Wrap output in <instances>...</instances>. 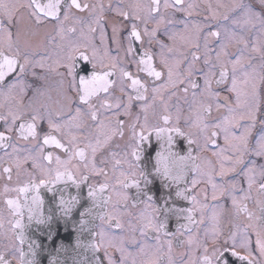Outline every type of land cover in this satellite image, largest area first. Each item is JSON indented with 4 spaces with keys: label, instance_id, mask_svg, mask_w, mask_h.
<instances>
[{
    "label": "snow or ice",
    "instance_id": "obj_1",
    "mask_svg": "<svg viewBox=\"0 0 264 264\" xmlns=\"http://www.w3.org/2000/svg\"><path fill=\"white\" fill-rule=\"evenodd\" d=\"M220 7L222 0L215 9L207 4L216 22L209 27L192 19L199 15L192 0H109L111 16L103 3L15 0L9 9L0 0V95L15 102L7 111L0 104V205L10 232L24 224L9 202L18 205L29 192L41 217L55 202L45 227L55 224L57 235L61 220L86 225L97 192L128 188L125 181L138 186L144 165L152 169L145 184L174 190L188 202L178 210L185 223L169 233L155 220L159 208L151 196L133 212L116 206L128 203V195L112 191L99 217L111 231L93 233L97 264H128L129 258L136 264L146 250L154 256L144 264H176L174 242L187 246L182 264H264V225L246 204L255 189L264 211V0H232L223 14ZM22 11L32 35L51 25L43 51L21 46ZM36 69L54 73L56 87L32 88L29 75L47 79ZM45 97L47 102L40 99ZM182 104L188 107L183 126ZM205 157L212 158L206 167ZM124 166L131 171L125 173ZM117 171L112 185L95 179ZM65 177L79 189L71 197L52 191ZM226 211L250 223H233L218 246L223 230L208 227L206 215L211 220ZM35 215L29 222L45 223ZM201 226L207 240L197 239ZM17 239H24L23 231L13 243ZM6 253L20 264L2 249L0 264H9Z\"/></svg>",
    "mask_w": 264,
    "mask_h": 264
},
{
    "label": "flooded vegetation",
    "instance_id": "obj_2",
    "mask_svg": "<svg viewBox=\"0 0 264 264\" xmlns=\"http://www.w3.org/2000/svg\"><path fill=\"white\" fill-rule=\"evenodd\" d=\"M78 2L81 3H90V4H100L103 3L106 9L107 15L111 16V12H107L108 6H109V0H78ZM192 2L198 4V13L199 15H194L192 19L197 21H207V24L209 27H212L216 22L212 21L210 19L211 13L208 12L207 4L211 3L213 6V9L216 8L217 0H192ZM232 0H222L223 7L219 8V12L221 14L228 11V9L231 7ZM7 7L9 9L13 8L15 5V0H6ZM115 2L112 3V7H115ZM79 14V13H78ZM87 13H85V16ZM181 14H178V18ZM19 17L21 19V23L19 25L20 30V37L19 41L21 46H24L27 44L29 48L33 51H43V46L46 44V35L51 31V25L45 27H42L39 29V33L37 35H32V26L30 21H28L26 13L23 11L19 14ZM212 30H215L212 28ZM110 31V30H109ZM12 32H13V39H16V33H17V26H12ZM189 39H194V34ZM187 41H180L179 43H186ZM39 58V57H37ZM36 72L38 75H47L46 80H36L33 76L29 75L27 77V83L32 85V88H41L44 90L48 89H54L56 87V81L58 77L53 74H46L41 72L40 69H36ZM16 93H13L12 96H15ZM28 97L30 98L32 96V90L29 89L27 93ZM181 97H183V94H180ZM52 101L55 102L56 96L53 92L51 94ZM43 100V102H47V97L40 98ZM203 100V98H201ZM189 100H191V97L189 96ZM27 103V100L24 101ZM14 100L10 97H4L0 95V104L5 105L4 110L7 111L8 107L14 106ZM175 103V101H174ZM183 112L184 116L181 118V126L184 124V117L188 114V107L187 105H183ZM2 130V128H0ZM194 132L196 130H193ZM195 147V146H194ZM10 151V149H9ZM212 149L209 150V153H205V156H209ZM195 155V153H194ZM208 159H212L211 157H205L202 160V164L206 167ZM264 162V161H262ZM123 170L125 173L131 171L127 166L123 167ZM140 170L145 174V171H143L142 165L140 167ZM119 175V171L117 173H109V176L107 178L105 177H98L95 179L98 180H105L107 179V183L109 185H112L115 178ZM189 175H191V172H189ZM22 178L24 177V173H21ZM144 176L140 177V180L138 182V189L136 192L135 186L132 185L131 181H125V184H128V188H124L123 185L116 186L115 189L108 187L105 188L102 191L97 192V195L99 198L105 199L104 205L105 207L102 208L101 213L99 216L103 215L106 211V201L109 200V193L112 191H123L128 195L129 201L128 203L125 202H119L117 203V207H119L121 210L128 207L129 211H139L143 204L142 202L145 199V195L151 196V194L147 192H143L146 188V184H144ZM13 180H15V175L13 174ZM191 180V176L189 177V181ZM43 191V189H42ZM52 191L55 195H63V196H71L73 194H77L79 192V189L75 184L72 182H68L65 177L64 182H58L55 184L52 188ZM31 193H27L23 198L19 200V204L17 205L15 202H9L8 208L12 209L15 207L19 208L22 223L25 226L26 233H23L24 239L16 240L15 243H13V240L15 237L19 235L21 230L15 229L13 232L9 231V225L7 223L8 215L7 211L4 209L3 205H0V224H2V227H0V249L2 250H9L11 252V256L18 257L20 259V264L22 261V256H20V252H22V249L24 246L27 248L28 252L30 253V258L33 264H97L96 257L99 255L95 252L93 259L86 258V253L90 250L91 244H87V242H93L95 237L93 236L94 232H98L101 229L105 232H110L111 229L107 224L101 225L99 218L95 221H89L87 220L86 225H82L80 227H76L72 222L65 223L64 221H59V229H58V235H57V227L55 224H52L50 229L46 228L45 225L47 223V216L51 213H49L48 209L51 208L52 212H55V207L48 205L44 209V215L41 217L39 215V207L38 205H35L31 199ZM79 196V195H78ZM117 197L113 196L112 200H116ZM153 199V198H152ZM260 197L259 194L256 192L255 189H253L251 193V199L246 201L247 207L249 209H252L256 212V214L259 217V220L257 223L259 225H264V211H260L258 206V201ZM153 203L157 204L159 208V214L155 217V220L157 223L163 222L165 225V229L169 233H175L181 225L185 223L183 215L179 214V212H173L170 214L164 213L158 202H156L154 199L152 201ZM129 204L135 205V208L129 207ZM185 206V209L188 207ZM32 211H35L36 215L34 216V219H43L44 224H38V223H32L29 222V215ZM208 212H211V209L208 210ZM197 218H199V213L196 214ZM206 222L208 227L212 226H219L223 230V235L219 237L218 246L220 243L223 242L224 237L228 235L229 230L231 229V226L233 223H238L240 225L248 224L250 221L246 218L245 215H239L235 216L231 211H226L221 216L214 217L211 220L207 219L206 215ZM93 223V226L91 229L86 228L85 226L91 225ZM203 227L201 226L199 230V235L197 236V239H204L207 240V237L204 234ZM51 231V236L47 235L48 231ZM195 231V229H194ZM151 235V234H150ZM41 238L43 239V242L41 243ZM33 240L36 242L38 247L36 248L35 244L33 243ZM55 241V243H52V241ZM92 240V241H91ZM116 243H119L116 241ZM149 243H152L149 241ZM31 245V248L29 247ZM17 246L19 247V252L16 251ZM209 246H211V242H209ZM195 247V245H193ZM93 249V248H92ZM130 252L135 253V249L129 248ZM23 253V252H22ZM102 255V253H101ZM118 255V254H117ZM154 256V253L150 250H146L144 254L136 256V264H144L145 261L152 259ZM173 257L175 259L176 264H182V261H186L188 259L187 257V246H181L179 243L174 242V252ZM6 259H9V264H15V259L9 258V256L5 255ZM166 261V257L162 258ZM128 264H132V259L129 258Z\"/></svg>",
    "mask_w": 264,
    "mask_h": 264
},
{
    "label": "water",
    "instance_id": "obj_3",
    "mask_svg": "<svg viewBox=\"0 0 264 264\" xmlns=\"http://www.w3.org/2000/svg\"><path fill=\"white\" fill-rule=\"evenodd\" d=\"M143 171H145L144 174V178L148 177L151 178V172L152 169L148 168L144 165H142ZM190 172V171H189ZM157 184H159V180L156 182ZM145 184V183H144ZM176 187H183V185H177ZM136 192H137V186H135ZM143 192H147L149 194H151V197L158 202L161 210L166 213L167 215L173 212H178L179 209H185L186 203L187 201L183 200V199H179L175 196V192L174 190L170 192L169 189L163 188L160 191H157L156 188L152 185V184H146V188L144 189ZM60 197H65L63 195H58ZM67 197H71V196H67ZM78 199H80V196H77ZM104 200L105 199H100L98 195H96L95 198V202L90 205V214H86V220L89 221H95L96 219H98L100 216L99 214L101 213L102 208L105 207L104 205ZM55 203V202H54ZM53 205L51 206H54ZM93 226V223L91 225L85 226L86 228L91 229ZM21 231H23V233H26L25 230V226L23 229H20ZM92 241V240H91ZM91 244L92 242H87V244ZM90 250L86 253V258H90L93 259L94 255H95V250L92 248H89ZM23 255H22V264H33V262L31 261L30 258V253L28 252L27 248L24 246V248L22 249Z\"/></svg>",
    "mask_w": 264,
    "mask_h": 264
}]
</instances>
